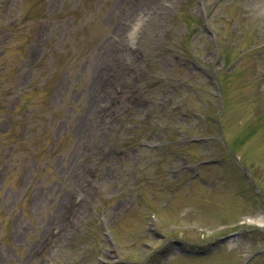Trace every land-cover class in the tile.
I'll use <instances>...</instances> for the list:
<instances>
[{
  "label": "rangeland",
  "instance_id": "obj_1",
  "mask_svg": "<svg viewBox=\"0 0 264 264\" xmlns=\"http://www.w3.org/2000/svg\"><path fill=\"white\" fill-rule=\"evenodd\" d=\"M257 212L264 0H0V264H264Z\"/></svg>",
  "mask_w": 264,
  "mask_h": 264
},
{
  "label": "bare ground",
  "instance_id": "obj_2",
  "mask_svg": "<svg viewBox=\"0 0 264 264\" xmlns=\"http://www.w3.org/2000/svg\"><path fill=\"white\" fill-rule=\"evenodd\" d=\"M255 219H253V220H256L257 219V221H259V223L261 224V225H263L264 224V216L263 215H260V216H257V217H254Z\"/></svg>",
  "mask_w": 264,
  "mask_h": 264
}]
</instances>
